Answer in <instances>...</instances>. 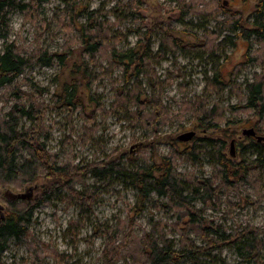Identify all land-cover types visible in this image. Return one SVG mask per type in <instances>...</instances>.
<instances>
[{
  "label": "trees",
  "instance_id": "trees-1",
  "mask_svg": "<svg viewBox=\"0 0 264 264\" xmlns=\"http://www.w3.org/2000/svg\"><path fill=\"white\" fill-rule=\"evenodd\" d=\"M114 1L115 4L106 12L104 6L90 9L88 3H73L71 8L79 6L76 15L83 16L84 22H72L78 38L61 53H51L46 49L26 53L13 42L6 44L0 52V90H5L12 102L10 109L0 114V187L16 190L33 187L38 194L33 205L29 203L32 197L8 202V209L0 218V264H4L2 254L11 240L26 246L31 257L29 264H46V258L52 259L55 264H70V257L59 254L46 243L34 240L28 226L35 207L58 195L60 200L69 205L76 204L79 209L77 217L68 222L63 232V237L74 248L82 229L93 215L92 208L99 197L98 188L88 185L75 188V184L82 182L89 174L104 177L106 181L118 179L135 192V202L127 206L124 218H118L112 226L100 222L93 225L90 239H104L97 264H119L120 261L126 264H227L215 254L225 247L233 249L242 264H264V223L260 228L246 226L234 234H228L225 228L204 216L207 209H219L223 191L235 190L239 185L246 184L259 193L256 185L264 171L263 141L247 137L253 156L239 160L226 156V144L221 139L194 138L190 146L188 141L174 139V146L165 155L157 153L153 143L147 141L142 147L149 149L148 156H139L138 153L131 155L129 148H119L105 154L99 161L82 166L66 157L61 158L62 152L52 153L47 149L50 130L44 123L51 109L57 114L66 115L68 119L79 112L85 123L94 122L96 113L103 120L115 115L155 138L163 127L183 114L191 115L197 129L205 133L217 131L224 119L222 110L217 105L209 108L204 96L182 102L180 116L177 117H171L169 109L163 104L161 93L165 84L157 79L154 67L164 61L167 54L176 51L201 49L208 54L212 76H205L204 93L217 95L226 87L234 86L233 90L238 92L243 103L240 108L250 111L257 118L252 128L257 131L264 128V72L254 75L251 81L244 83L243 88H236L232 81L223 77L219 63V57L226 58V46L234 43L230 42V36L217 42L224 31H229L234 33L233 37L243 40L255 38L264 43V0H257L249 26H246L239 12L225 10L217 1H213L216 12L222 13L223 20L218 21L212 30L204 27L201 36L191 33L194 42H186L175 35L173 28L158 23L138 38L135 47L123 50L119 45L124 44L126 36L117 27L139 16L140 9L136 0ZM195 1L176 0L178 15L197 16L207 21L215 19L211 12L200 13L194 6ZM30 6V2L0 0V33L6 35L8 16L13 10L23 12ZM179 21L181 23V19ZM154 32L160 35L155 51L148 38ZM178 33H183V30ZM102 60L106 62L105 68L99 64ZM54 64L59 65L60 74L52 96L53 105L50 106L41 100L45 88L23 79L22 83L27 88L23 89L18 79L27 69L48 68ZM116 68L121 70L112 83L113 102L111 108L105 110L89 91L99 77L110 78ZM141 75L146 79L144 87L139 81ZM91 104L94 110L89 113L87 105ZM237 109L231 107L229 111ZM82 130L83 134L78 138L81 144L93 142L95 126H84ZM201 154L205 155L206 163L212 169L210 177L176 172L174 162L177 158L183 157L194 164ZM40 181L42 183L37 185ZM63 190L64 194L61 193ZM153 195L157 200H153ZM149 203L155 209L172 214L170 226L178 236V244L167 237L165 223L153 219L148 221L149 229L136 236V220ZM191 234L201 239V245L191 239Z\"/></svg>",
  "mask_w": 264,
  "mask_h": 264
},
{
  "label": "rangeland",
  "instance_id": "rangeland-1",
  "mask_svg": "<svg viewBox=\"0 0 264 264\" xmlns=\"http://www.w3.org/2000/svg\"><path fill=\"white\" fill-rule=\"evenodd\" d=\"M17 1L30 2L31 6L27 11L13 10L10 13L7 31L4 32L6 35L3 36V32L0 33V52L6 44L13 42L26 53L37 49L61 53L65 47L75 43L78 38L72 22H84L83 16L76 15L78 5L71 8L73 3L78 2L79 5L82 2L88 3L90 9H98L104 6L105 12L115 4L114 0ZM136 1L140 9L139 16L117 27L126 36L124 44L119 45L122 50L135 47L138 38L142 37L146 31L152 30L154 25L158 23L173 28L175 35L181 36L186 42H194L195 39L191 33L201 36L204 27L207 30H212L216 28L218 21L223 20L222 13L216 12L213 1L214 3L218 2L225 10L233 13L239 12L246 26H249L257 4V0H196L194 6L201 11L200 13L211 12L212 16L215 17L214 20L207 21L192 15L179 16V12L176 10V0ZM205 4L207 5L205 6ZM109 19L112 20L111 17ZM179 19H181V23ZM182 30L183 33H178ZM233 34L224 31L217 42L230 36V42L234 43V45L226 46L224 51L226 58L219 57V63L223 77L232 81L237 88L244 86L245 82L251 81L254 75L264 72V43H260L255 38L243 40L233 37ZM148 38H150L152 50L155 51L160 35L154 32ZM99 64L101 67H106L104 60L100 61ZM211 66L208 54L198 49L197 51L169 53L164 61L154 67V70L157 79L165 84L161 98L163 104L169 109L171 117L180 116L182 102L192 101L195 96H204L209 108L217 105L222 110L224 119L217 131L205 133L196 128V123L190 114H183L181 118L174 119L163 127L158 137L155 138L151 134L145 135L142 129L129 125L115 115H109L103 120L96 113L94 122L85 123L79 112L68 119L66 115L57 114L51 109L47 112L44 123L46 128L50 130L46 147L52 153L62 152L61 158L66 157L73 160L75 164L82 166L88 162L99 161L105 154L119 148H129L131 155L138 153L139 156H148L149 149L143 148L147 141L153 143L157 153L165 155L174 146V139L178 140V136L184 133L194 132L191 140L202 137L221 139L226 144L225 154L229 158L234 160H239L241 157L251 158L253 156L251 142L242 135V131L252 128V123L256 122L257 118L253 117L250 111H244L240 108L243 103L240 102L238 92L233 90L234 86L226 87L217 95L204 93L205 76H212ZM97 70L95 71L100 73ZM120 70V68H116L110 78L99 77L89 91V94L95 96L105 110L111 108L110 105L113 102L112 83L118 78ZM59 74L58 64L48 68L35 67L27 69L18 79V82L22 84L23 89H27L22 83L23 79H28L45 88L46 92L41 100L52 106V96L58 85ZM139 81L143 87L146 86V79L142 75ZM9 100L5 90H0V114H4L10 109L12 102ZM87 106L88 112L91 113L94 110V105ZM231 107H238V109L229 111ZM84 126H95L96 129L93 135L94 141L86 145H82L78 140L83 134ZM255 131L257 136L264 137V128L261 131ZM191 140L188 141L189 146L192 145ZM206 159L205 155L201 154L197 163L193 164L183 157L177 158L174 162L176 172L195 177H210L212 169L206 163ZM261 180L256 185L260 189H258L259 193L246 184L239 185L235 190L223 191L219 209L217 211L207 209L204 216L225 228L228 234H234L246 226L262 227L264 223V199L262 200L260 197L264 198V171ZM41 183L42 181L37 185ZM83 185L98 188L99 197L93 205V215L82 229L79 242L74 248L63 237V232L68 222L77 217L79 209L76 204L69 205L62 199L60 200L58 195H55L53 200L35 207L28 229L34 240L46 243L50 248L56 249L59 254L70 257L68 259L70 264L76 262L78 264H97L104 239L102 237L90 239L93 234V225L100 222L112 226L115 220L124 218L127 213V206H131L135 202V192L120 183L118 179L106 181L104 177L97 178L91 174L86 175L82 182L75 184V188L81 189ZM6 191L20 194L27 192V188L16 190L0 187V207L2 208L0 215L6 213L8 209L9 201L4 197ZM61 193L64 194L65 191L63 190ZM36 195L38 196L34 191L32 200L29 201L30 205L35 203ZM152 198L157 200L154 195ZM150 219L165 223L164 232H166L167 237L178 244V236L170 226L173 222L172 214H166L162 210L155 209L151 207L150 203L136 220L137 226L134 228L136 236H140L144 230L149 229L148 221ZM190 237L197 245H201L202 242L198 236L191 234ZM215 254L225 260L227 264H242L235 251L228 247L216 251ZM30 259L26 246L12 240L8 242L7 249L2 254L4 264H29ZM46 264H55V262L46 258ZM119 264H126V262L120 261Z\"/></svg>",
  "mask_w": 264,
  "mask_h": 264
},
{
  "label": "water",
  "instance_id": "water-1",
  "mask_svg": "<svg viewBox=\"0 0 264 264\" xmlns=\"http://www.w3.org/2000/svg\"><path fill=\"white\" fill-rule=\"evenodd\" d=\"M242 135H244L246 137H254L258 142L264 141V137L257 136L256 132H255V130L253 128L244 129L242 131ZM193 136H194V132H187V133H184V134L178 136V140L179 141H183V142H187V141L191 140ZM33 191H34L33 187L29 188L27 190V192L20 193V194H13L10 191H6L4 193V197L8 201L29 200L32 197V195H33ZM0 209H1V207H0ZM0 218H2V215H0Z\"/></svg>",
  "mask_w": 264,
  "mask_h": 264
},
{
  "label": "flooded vegetation",
  "instance_id": "flooded-vegetation-1",
  "mask_svg": "<svg viewBox=\"0 0 264 264\" xmlns=\"http://www.w3.org/2000/svg\"><path fill=\"white\" fill-rule=\"evenodd\" d=\"M1 209H2V208H1ZM1 209H0V210H1Z\"/></svg>",
  "mask_w": 264,
  "mask_h": 264
}]
</instances>
